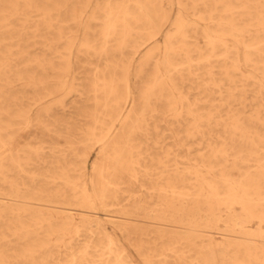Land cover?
Here are the masks:
<instances>
[{
  "label": "bare ground",
  "instance_id": "6f19581e",
  "mask_svg": "<svg viewBox=\"0 0 264 264\" xmlns=\"http://www.w3.org/2000/svg\"><path fill=\"white\" fill-rule=\"evenodd\" d=\"M62 1L0 0V264H133L115 229L169 243L157 264H264V0H176L160 56L162 0ZM71 94L91 104L64 136ZM150 113L176 147L158 172Z\"/></svg>",
  "mask_w": 264,
  "mask_h": 264
},
{
  "label": "rangeland",
  "instance_id": "374dc122",
  "mask_svg": "<svg viewBox=\"0 0 264 264\" xmlns=\"http://www.w3.org/2000/svg\"><path fill=\"white\" fill-rule=\"evenodd\" d=\"M42 1V0H41ZM180 1V0H179ZM183 1V3H187L190 2L192 0H181ZM97 2H103V0H89L88 4H89V9H91L93 6H95V4ZM62 4H64V8L66 7L67 9L65 11H61L63 16H67L69 17V15L71 14L70 11L73 9V7H75L77 5V1L76 0H63ZM162 9H164L167 17V20L164 22L163 25V33H161V35L159 36L158 39V53L160 56V54L162 53V50L164 48V38L166 36V32L172 27L171 23L175 22L177 18H180L182 15L185 16L184 12H180L179 8H177V4H176V0H174L172 3L169 2V0H162ZM66 11L67 14H66ZM88 12L84 13V17L82 18L83 20L86 19ZM33 15L32 21L34 20L35 23L36 21L41 18V16L38 13H32L31 16ZM19 18H25L26 14H19L18 15ZM188 19L191 18L190 15L187 16ZM32 21L28 22V25H32ZM67 29H72V31H77L78 29H76V27H74L72 25V21L68 20L67 22ZM70 26V28H68ZM99 26H97L96 24H93V27L95 30L98 29ZM81 29V28H80ZM79 35H81V33L79 32ZM78 35V36H79ZM136 38V37H134ZM78 40V37H77ZM140 40L139 39H135L132 40V42L130 44H133L134 46L137 45L135 43H139ZM152 46V44L150 45ZM145 46H142L139 48L140 51L144 50ZM157 53V52H156ZM75 55H76V48L74 49L73 52V58L75 59ZM138 54L134 55V58H138ZM116 58V57H115ZM81 60H86L83 57H81ZM93 62H97L98 60L96 59H92ZM81 69V68H80ZM80 71V70H78ZM149 74V73H148ZM132 78V84L134 86H139L141 84V79H137L135 77H131ZM86 104H91V101L86 100V96H81V97H77L75 95H67L64 99H63V106H60L59 103L58 104H54L53 107V114H56V116L59 118L60 121V131L63 132V135H67V132L63 129L65 128L66 125H73L72 128H78V127H84L86 124V120L85 118L82 116H79L76 113V110L78 107L79 109H81V107L83 106H88ZM157 107L159 108V105L157 104ZM37 109V106L33 105L32 106V112L35 113ZM148 129H149V137L147 138L146 142L144 143L145 145L148 146L149 148V154L153 157L152 161L150 163H152L151 167L153 168V170L155 172H158L160 170L159 165L156 164V162L158 160H161L164 156V151L166 149H168V147H172L176 150L175 146L171 145V141L167 138L164 139L163 135H164V126H163V122H162V118L160 113H150V115L148 116ZM155 126H157V128H155ZM70 135L71 134H76L77 131L74 130L70 131ZM69 136V135H68ZM23 141L24 142H33L34 140V134H24L23 135ZM34 143V142H33ZM45 155L48 158L49 154H50V150L46 148L45 150ZM186 155V153L184 154ZM94 156V154L92 155ZM38 164V163H37ZM32 164V166H30V171H39V169L41 168V166H39V164ZM158 175L155 174V179ZM26 180V179H25ZM28 180V179H27ZM157 181V179H156ZM29 182V181H28ZM134 192H136V196H141L142 197V201L141 204L145 207V210L147 212H149L150 214H153L152 212H150V210L153 207H159L158 203H153L155 202L158 198L161 200V198L159 196L155 194H153V199H150L152 197L149 196V194L144 191V192H138V190H136V188L134 189ZM123 195V194H122ZM120 195V198H123V201L121 202L123 205H129L132 204V201L128 200V198L124 197V195L122 196ZM125 198V199H124ZM158 199V200H159ZM151 200L152 201V205H149L148 201ZM150 201V202H151ZM219 214V213H218ZM223 217H221V220L218 222L219 226H220V231H221V227L223 226V219H225L226 214L225 212H222ZM192 217L189 216L188 219H191ZM150 221V219L148 220ZM199 221V219H198ZM2 226H4V221H1ZM149 225V224H148ZM107 227L112 230L113 226L110 223H107ZM116 235L115 237L118 239V241H120L121 245L123 246V248L125 249L127 255L130 257V259L133 261V264H157V258L156 256L152 255V253L154 252H158L161 250L162 245H166L169 244L166 241L165 242H161L159 239H156L153 234L155 232H150L149 235L150 237H142V239H139L138 236H136V234H132L133 239H128V234H125L123 232L118 231L117 229H115ZM86 233L85 235L81 236L80 238H78V240L74 241V245H78L80 243H82L85 238H86ZM214 238L217 240V242H219V240L222 239V236L215 234ZM70 238L67 237L65 240H63L62 242L59 243V250L60 253H55V256H61V254L64 252V244L68 243V240ZM140 240H142L144 245L142 246V248L139 250L137 249L138 247H141ZM65 241V242H64ZM206 243V242H205ZM203 243V244H205ZM136 246H135V245ZM60 254V255H59ZM168 252H164L165 257L169 256L167 255ZM144 256H147L146 258H144Z\"/></svg>",
  "mask_w": 264,
  "mask_h": 264
}]
</instances>
